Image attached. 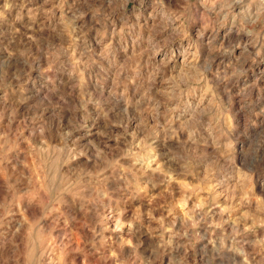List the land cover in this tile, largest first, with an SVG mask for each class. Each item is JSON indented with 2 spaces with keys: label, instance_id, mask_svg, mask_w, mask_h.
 Wrapping results in <instances>:
<instances>
[{
  "label": "rangeland",
  "instance_id": "1",
  "mask_svg": "<svg viewBox=\"0 0 264 264\" xmlns=\"http://www.w3.org/2000/svg\"><path fill=\"white\" fill-rule=\"evenodd\" d=\"M0 264H264V0H0Z\"/></svg>",
  "mask_w": 264,
  "mask_h": 264
}]
</instances>
